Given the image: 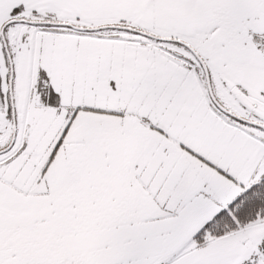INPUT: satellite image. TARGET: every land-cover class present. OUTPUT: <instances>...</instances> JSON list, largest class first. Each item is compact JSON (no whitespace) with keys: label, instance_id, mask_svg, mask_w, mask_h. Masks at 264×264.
Segmentation results:
<instances>
[{"label":"snow or ice","instance_id":"6c2138e0","mask_svg":"<svg viewBox=\"0 0 264 264\" xmlns=\"http://www.w3.org/2000/svg\"><path fill=\"white\" fill-rule=\"evenodd\" d=\"M0 264H264V0H0Z\"/></svg>","mask_w":264,"mask_h":264}]
</instances>
